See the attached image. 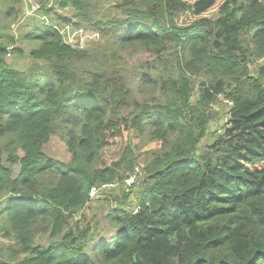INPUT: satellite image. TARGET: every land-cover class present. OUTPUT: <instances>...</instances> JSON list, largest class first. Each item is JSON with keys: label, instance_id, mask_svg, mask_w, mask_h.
Returning a JSON list of instances; mask_svg holds the SVG:
<instances>
[{"label": "trees", "instance_id": "16d2710c", "mask_svg": "<svg viewBox=\"0 0 264 264\" xmlns=\"http://www.w3.org/2000/svg\"><path fill=\"white\" fill-rule=\"evenodd\" d=\"M3 1L0 15L16 18L21 0ZM214 3L116 0L112 13L59 0L73 11L59 21L108 37L109 48L171 56L180 69L154 77L106 67L56 25L36 23L17 37L0 25V231L13 240L11 259L22 256L14 264H264V61L248 67L264 59V0H224L216 16H203ZM186 12L194 18L176 23ZM18 39L32 59L22 71L6 62L9 53L25 54ZM187 73L204 77L196 105ZM143 91L152 94L139 100ZM217 95L230 104L213 133L205 108ZM126 129L161 147L135 163L144 180L134 207L116 198L106 216L110 240L88 251L90 228L68 221L91 200V187L134 170L128 145L111 164L95 165L107 138ZM51 135L66 145L68 162L44 153Z\"/></svg>", "mask_w": 264, "mask_h": 264}, {"label": "rangeland", "instance_id": "374dc122", "mask_svg": "<svg viewBox=\"0 0 264 264\" xmlns=\"http://www.w3.org/2000/svg\"><path fill=\"white\" fill-rule=\"evenodd\" d=\"M96 3V6L100 8L101 11H111L114 13V4L116 0H86ZM188 3H192L195 0H184ZM224 0H215L214 5L204 13L203 16L214 17L217 15L218 7ZM6 2L0 0V11L6 10ZM50 8L51 13L49 15H44L42 12V7ZM17 17L16 18H6L0 15V25H6L4 31L6 33H11L16 37L22 34L27 28L35 25L36 23H48L56 25L63 35L66 42L73 46L87 50L92 57L99 55L101 59L108 60L106 63L111 68L115 66L116 63L122 68V70H127L131 74L135 72H148L153 77L155 75H170L176 74L180 69L174 63V59L171 56L167 57H157L154 53L147 49H143L139 46H133L128 48L119 49L117 47L109 48L108 37H100L99 34L94 33L90 30H85L82 27L72 26L71 24H66L57 19L60 17H71L73 11L71 8H60L59 0H21L17 5ZM194 16L190 12L180 14L176 19V23L185 24L189 23ZM247 38V35H243ZM15 45L22 48L24 55L9 53L6 56V62L11 65L16 70H25L32 63V59L28 57L27 52L30 46L27 42L18 39ZM114 52L116 57L113 60L110 53ZM264 61L255 60L253 63L248 64L252 71L255 70V66L258 63ZM193 82V91L191 93L190 101L192 105H196L200 93V81L204 79L202 76L193 75L187 73ZM152 94L151 91H143L141 94L137 95L140 100L142 97H149ZM158 97H161L159 93H155ZM229 109V102L223 99L222 96L217 95L216 100L207 105L205 112H207L211 119L208 124V131L213 132L216 129H220V126L225 122L227 118V112ZM127 111H124L125 115ZM148 133L137 134L132 129H126L122 136L114 137L113 139L107 138V145L104 146L98 156V160L95 163L96 166H100L101 163L109 165L114 162L121 154L125 145H128L135 156V163H139L142 166L150 158L149 153L160 149L161 144L159 141L151 140ZM201 141L200 145H203ZM44 153L51 157L52 159L66 163L69 161L70 154L66 148V145L61 141L58 136L51 135L49 137ZM5 159V155L3 156ZM4 163L7 164L6 161ZM136 165V164H135ZM12 168L13 173L18 172V166H9ZM143 168L140 166H135L134 170L131 172H123L122 169L119 170V177H117L113 183L107 184V187L98 189L97 193L88 204L83 208L81 213L69 219V227L71 229L84 228L88 226L90 232L87 237L90 239L87 242L86 249L91 251V247L101 241L102 239L110 240L114 229L109 226L107 222V213L110 207L114 206L117 201L116 198H121L127 196V203L124 207L133 208L134 207V197L136 196L139 187L141 186L143 178ZM136 209V207H135ZM39 244H46L48 241L47 236L39 235L36 239ZM14 246L13 240L7 238L0 231V262H5L8 264H14L16 261L21 259V255L17 258L14 257V253L10 251L9 247Z\"/></svg>", "mask_w": 264, "mask_h": 264}, {"label": "built area", "instance_id": "2783aa9c", "mask_svg": "<svg viewBox=\"0 0 264 264\" xmlns=\"http://www.w3.org/2000/svg\"><path fill=\"white\" fill-rule=\"evenodd\" d=\"M70 44V43H69ZM230 104V103H229ZM107 187V184H103V185H97V186H93L89 189V192H88V196L89 198H92L95 196V194L97 193L98 189H101V188H105ZM136 210V209H135Z\"/></svg>", "mask_w": 264, "mask_h": 264}]
</instances>
